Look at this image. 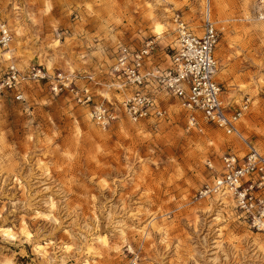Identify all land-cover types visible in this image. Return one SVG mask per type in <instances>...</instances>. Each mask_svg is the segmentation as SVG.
Masks as SVG:
<instances>
[{"label":"rangeland","instance_id":"374dc122","mask_svg":"<svg viewBox=\"0 0 264 264\" xmlns=\"http://www.w3.org/2000/svg\"><path fill=\"white\" fill-rule=\"evenodd\" d=\"M208 2L224 98L249 102L245 140L189 128L165 92L162 118L103 128L71 92L22 80L24 100L0 94V264H264V237L231 201L196 200L225 151L244 155L250 143L264 154V0H0L13 31L0 83L11 64L91 74L99 97L120 103L117 46L156 37L155 57L167 56L181 18L201 32Z\"/></svg>","mask_w":264,"mask_h":264},{"label":"built area","instance_id":"2783aa9c","mask_svg":"<svg viewBox=\"0 0 264 264\" xmlns=\"http://www.w3.org/2000/svg\"><path fill=\"white\" fill-rule=\"evenodd\" d=\"M202 16L201 32L181 18L178 41L170 46L169 66L164 69L149 64L159 52L156 37L141 46H117L112 74L117 78L118 90H128L127 98L120 103L99 97L91 86L95 80L91 74L50 73L42 66L21 72L11 64L1 80L0 94L12 91L21 101L25 99L20 89L22 80L50 83L56 93L71 92L79 103L89 107L92 120L107 128L123 117L136 122L162 118L166 112L158 101L157 92L161 91L180 102L188 113L189 128L203 131L205 125L210 124L227 135L243 138L238 124L249 109V102L245 100L235 105L225 100V88L217 79L219 30L209 9ZM10 28L0 11V44L3 46L12 41ZM80 79L85 82L82 87L77 84ZM247 146L244 155L235 151L221 155L219 169L200 187L196 200L215 201L221 207H227L226 200L231 201L239 217L264 237V154L250 143ZM209 166L214 169L212 163Z\"/></svg>","mask_w":264,"mask_h":264},{"label":"crops","instance_id":"0c3cea01","mask_svg":"<svg viewBox=\"0 0 264 264\" xmlns=\"http://www.w3.org/2000/svg\"><path fill=\"white\" fill-rule=\"evenodd\" d=\"M150 66L155 67V66H159L162 69L166 68L169 66V58L164 54H159L157 57H155L150 63ZM97 91H99V93L104 94L105 92H108L110 94V97H115V93L117 95H127L128 94V90L127 89H122V91H117L114 93V91H112V89L110 87H108L105 84H101L99 86L96 87ZM162 95L161 91H158L157 94L159 96Z\"/></svg>","mask_w":264,"mask_h":264},{"label":"bare ground","instance_id":"6f19581e","mask_svg":"<svg viewBox=\"0 0 264 264\" xmlns=\"http://www.w3.org/2000/svg\"><path fill=\"white\" fill-rule=\"evenodd\" d=\"M208 9H209L210 14H211V7H210V5H209V6H208V5L206 6V10H208ZM206 10H205V11H206Z\"/></svg>","mask_w":264,"mask_h":264}]
</instances>
